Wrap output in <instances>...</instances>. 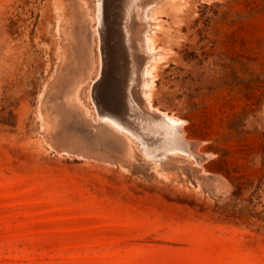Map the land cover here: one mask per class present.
Masks as SVG:
<instances>
[{"label":"rangeland","instance_id":"rangeland-1","mask_svg":"<svg viewBox=\"0 0 264 264\" xmlns=\"http://www.w3.org/2000/svg\"><path fill=\"white\" fill-rule=\"evenodd\" d=\"M151 1L0 0V264H264V0Z\"/></svg>","mask_w":264,"mask_h":264},{"label":"bare ground","instance_id":"bare-ground-1","mask_svg":"<svg viewBox=\"0 0 264 264\" xmlns=\"http://www.w3.org/2000/svg\"><path fill=\"white\" fill-rule=\"evenodd\" d=\"M133 1V3L135 2V0H132ZM145 1V0H144ZM149 2L151 1V0H148ZM140 2V1H139ZM133 3H131L132 5H133ZM151 3H153L152 1L149 3V4H151ZM131 5V7H134V5L132 6ZM136 5V4H135ZM143 5V4H142ZM129 6V5H128ZM150 6V5H149ZM130 7V8H131ZM139 7V6H138ZM131 11H132V9H130ZM144 11V10H143ZM150 11V10H149ZM128 13V12H127ZM126 13V14H127ZM130 13V12H129ZM149 13H151V12H149ZM130 14H132V13H130ZM148 14V13H147ZM142 16H144V14H141ZM126 16V15H125ZM129 16V15H128ZM150 16H151V14H150ZM150 16H148V17H150ZM126 18V17H125ZM128 18V17H127ZM131 18V17H130ZM138 18V17H137ZM145 18H147L146 16H145ZM141 19V18H140ZM139 19V20H140ZM149 19V18H148ZM147 19V20H148ZM151 19V18H150ZM149 19V20H150ZM125 20V19H124ZM131 20V19H130ZM133 22H135L134 20H132ZM132 21H131V23H132ZM140 22V21H139ZM139 22H137V23H139ZM143 22V21H142ZM130 23V24H131ZM133 24V23H132ZM135 24V23H134ZM143 24H144V22H143ZM142 24V25H143ZM126 25H127V23H126ZM126 25H125V28H126V30H127V27H126ZM146 25V24H145ZM144 25V26H145ZM128 26V25H127ZM143 26V27H144ZM147 26V25H146ZM141 27V26H140ZM129 28V27H128ZM130 28H131V26H130ZM142 28V27H141ZM140 28V29H141ZM145 28V27H144ZM147 28V27H146ZM140 29H138L137 28V26L136 25H134V31L132 30V32H133V34H131V36L133 35V37L132 38H134L135 37V42L137 43V42H139V48H142L143 46H144V48L147 50V53H145V51L143 52L144 54H146V56H147V54H150V53H148V52H151V50H153L154 49V45H153V41L150 39V36H152V35H150L149 36V33H150V31L147 33L145 30H143V31H145V32H142V30H140ZM148 29V28H147ZM131 30V29H130ZM127 32V31H126ZM125 32V33H126ZM130 32V31H129ZM129 32H127V33H129ZM128 37V36H127ZM129 38V37H128ZM129 42H130V40H129ZM131 43H133V42H131ZM128 46L130 45V44H127ZM133 45H134V43H133ZM127 46V47H128ZM121 47V48H120ZM120 47H119V50H123V45H120ZM129 48V47H128ZM131 48H133V47H131ZM130 50V52H132V51H134V50H136V48H134L132 51H131V49H129ZM140 51V50H139ZM142 51V50H141ZM134 52H136V51H134ZM133 52V53H134ZM155 52V51H154ZM153 52V53H154ZM137 54H138V56H139V58H141L140 57V54H139V52H138V50H137ZM136 54V55H137ZM152 54V53H151ZM150 57H151V55H150ZM133 58H136V57H134V54H133ZM147 58H149V57H147ZM152 58V57H151ZM150 59V58H149ZM137 60V59H136ZM148 60V59H147ZM147 60H145V62H147ZM148 61H150V60H148ZM145 62H143V67L145 68V66H144V64H145ZM148 63V62H147ZM138 64V63H137ZM146 65V64H145ZM147 66H148V64H147ZM147 68V67H146ZM145 68V69H146ZM147 70V72L145 71V74L147 75V77H146V79H145V75H143V77H144V83H143V85H142V87H141V85H140V87H141V91L140 92H142V99H144L145 100V102H143V103H146V105H147V108H148V112H150L149 111V109H152V106H151V103H150V96H151V88H152V76H151V68L149 67V68H147L146 69ZM143 72V71H142ZM141 73V72H140ZM137 74V73H136ZM134 76V75H133ZM141 78V77H140ZM141 80V79H140ZM143 80V79H142ZM142 83V82H141ZM141 83H139V84H141ZM140 89V88H139ZM138 92H139V90H138ZM139 92V93H140ZM139 100V99H138ZM138 104V103H137ZM153 111V110H152ZM151 111V112H152ZM101 112V111H100ZM153 113V112H152ZM114 120H113V122H115V124L116 125H118V126H120L121 128H126V129H128V130H130L131 132H133V128L130 126V124L128 123V122H126V108L123 106V105H119L118 107H116V108H114ZM158 114V113H157ZM160 114V113H159ZM153 116H155V115H153ZM100 118L102 119V118H104V114L101 112L100 113ZM135 118H136V116H135ZM150 117H148V119H149ZM152 119H153V117H151ZM155 118H157L158 120H153L152 122H150L149 121V123H151V124H153V127H158V126H160V128H161V126L163 127L164 125H163V123H165L166 124V126L165 127H168L169 126V128L168 129H171L172 130V128L171 127H176V131L177 132H175L176 134L179 132L177 129H178V125H179V127H181L182 128V122L181 121H179V119H177V118H175V117H173V116H168V115H166V114H164V113H161V115L160 116H156ZM159 118L161 119V120H159ZM151 119V120H152ZM150 120V119H149ZM139 121H140V119H139ZM146 122V124H147V119L145 120ZM156 121V122H155ZM135 122H136V119H135ZM141 123H143V124H145L143 121H141ZM138 124H140V122L138 123ZM137 124V125H138ZM143 124L141 125V127H142V129H143V131H145V133H146V130H148L147 129V127H146V129H145V126H143ZM150 124H148V126H149ZM138 127H140V125H138ZM140 127V128H141ZM150 127V126H149ZM140 128H139V130H140ZM164 128V127H163ZM163 128H161V129H163ZM145 129V130H144ZM183 129V128H182ZM156 130H157V128H156ZM166 131H167V129H165ZM174 130V129H173ZM142 131V130H141ZM142 131V133H144ZM148 133L147 134H149V130L147 131ZM159 132H160V130H159ZM161 132H164V130L162 131L161 130ZM173 132V131H172ZM172 132H171V134H172ZM139 133V132H138ZM153 133H155V132H153ZM152 133V134H153ZM157 133V132H156ZM165 133V136H167V134H168V131H167V134H166V132H164ZM185 133V132H184ZM151 134V133H150ZM159 134V133H158ZM162 134V133H161ZM170 134V135H171ZM178 134H180L182 137H183V135L179 132ZM163 135V134H162ZM180 135H177V136H179L180 138H182ZM169 136V135H168ZM167 136V137H168ZM176 136V135H175ZM176 136V139H178V137ZM170 137V136H169ZM164 138V137H163ZM175 138V137H174ZM164 139H166V138H164ZM173 139V138H172ZM168 140V139H167ZM163 141V140H162ZM165 141V140H164ZM170 141V140H169ZM178 141V140H177ZM168 142V141H167ZM171 142H173V141H171ZM174 142H175V140H174ZM163 144H165V143H163ZM177 144H179V143H177L176 142V144L175 145H177ZM179 148H180V146H179ZM197 148V147H196ZM169 148H167V150H168ZM171 149V148H170ZM166 150V151H167ZM186 150V149H185ZM200 153V152H199ZM201 154V153H200ZM204 154V153H203ZM202 155V154H201ZM196 156V155H195ZM202 157V156H201ZM200 158V157H199Z\"/></svg>","mask_w":264,"mask_h":264}]
</instances>
